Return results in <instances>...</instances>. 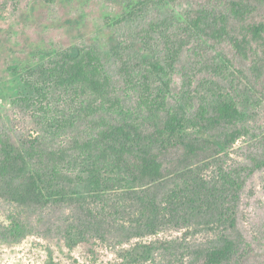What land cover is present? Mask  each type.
<instances>
[{
  "label": "trees",
  "instance_id": "obj_1",
  "mask_svg": "<svg viewBox=\"0 0 264 264\" xmlns=\"http://www.w3.org/2000/svg\"><path fill=\"white\" fill-rule=\"evenodd\" d=\"M219 1L186 12L185 32L227 44L244 67L225 57L224 70L232 68L253 89L264 88V0ZM167 47L163 61L114 50L119 80L97 50L84 46L59 50L27 69L30 90L17 103L44 109L51 91L62 90L74 113L58 130L71 136L60 144L41 134L24 136L17 144L0 135V199L19 208L1 235L23 239L30 211L62 212L68 213L63 225L53 229L70 248L119 234L117 244L137 241L121 255L125 264L233 263L244 243L237 225L241 191L250 167L264 161L228 164L236 144L251 134L231 90L209 85L198 104L171 106L164 78L178 54ZM216 72L228 79L222 66ZM124 88L136 92L132 112L125 110ZM165 229L203 238L193 245L188 237L182 252L143 241Z\"/></svg>",
  "mask_w": 264,
  "mask_h": 264
},
{
  "label": "rangeland",
  "instance_id": "obj_2",
  "mask_svg": "<svg viewBox=\"0 0 264 264\" xmlns=\"http://www.w3.org/2000/svg\"><path fill=\"white\" fill-rule=\"evenodd\" d=\"M209 1L214 0H0V135L10 136L17 144L24 136L39 134L53 138L56 144L70 138V131L64 134L58 130L74 113V105L62 90L51 91L44 109L17 103L30 90L23 79L27 69L47 61L57 51L93 48L101 55L108 73L119 80L114 50L124 56L163 61L169 44L178 54L173 69L164 78L170 81L171 106L187 100L198 104L200 95L210 86L231 90L232 96H239L251 134L236 144L228 164L249 166L252 158L264 161V88L253 89L232 68L224 70L225 57L237 67H244L227 44L185 32L186 12ZM260 13L259 18H264V9ZM218 65L228 79L217 75ZM123 96L126 112H132L137 104L136 92L124 88ZM250 168L254 171L245 179L237 210L244 243L232 264H264V165ZM18 209L0 199V227ZM67 214L30 211L23 221L27 227L23 239L15 241L0 234V264H125L121 255L136 240L117 244L122 239L118 234L105 242L89 239L70 248L53 229L56 224L63 225ZM195 234L165 229L143 241H162L179 252L187 246L188 237ZM196 238L202 240L203 235Z\"/></svg>",
  "mask_w": 264,
  "mask_h": 264
}]
</instances>
